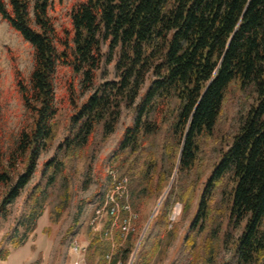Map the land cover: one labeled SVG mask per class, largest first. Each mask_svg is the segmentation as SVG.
Here are the masks:
<instances>
[{"label":"trees","instance_id":"16d2710c","mask_svg":"<svg viewBox=\"0 0 264 264\" xmlns=\"http://www.w3.org/2000/svg\"><path fill=\"white\" fill-rule=\"evenodd\" d=\"M50 8L51 0H0V18L32 48L27 77L13 65L24 108L15 131H7L0 100V216L31 182L40 154L55 151L11 247L25 243L55 189L49 219L58 220L71 198L73 161L88 159L114 132L124 106L135 116L110 165L127 177L135 231L113 247L93 233L87 262L106 264L110 251L109 264H127L149 204L172 177L133 264H150L174 240L168 214L176 200L191 217L173 264H264V0H79L59 30ZM103 43L116 52L115 78L94 87ZM65 69L68 109L55 144L62 103L55 81ZM224 249L230 255L220 260ZM8 254L0 249V260Z\"/></svg>","mask_w":264,"mask_h":264},{"label":"rangeland","instance_id":"374dc122","mask_svg":"<svg viewBox=\"0 0 264 264\" xmlns=\"http://www.w3.org/2000/svg\"><path fill=\"white\" fill-rule=\"evenodd\" d=\"M29 1L32 3L33 0ZM77 1L79 0H51L49 14L58 30L62 25L69 24L68 13L72 4ZM102 52L103 60L100 69L97 71L94 87L103 80L115 78L116 52H109L105 43L102 44ZM13 65L19 69L24 77H27L32 67V48L6 21L0 18V100L7 115L8 132L17 129L24 112V108L15 91ZM67 76L68 72L66 69L60 70L55 81L56 99L62 101L59 104V126L55 144L60 140L64 132L65 114L68 106L63 96L65 94L64 80ZM147 85L148 81H146L142 91L146 89ZM232 103H234V99H232ZM231 109L232 107L229 106L227 109L228 114H230ZM134 116L133 107L122 106L121 115L114 132L105 141L100 142L97 140L88 159L82 158L73 161L70 184L71 198L58 220L51 222L49 219L50 211L53 210L59 200L58 190L55 189L53 194L47 199L42 214L37 218L35 229L27 234L25 243L17 248H12L11 242L14 239L17 240L22 233V228L18 226V221L21 214L28 208V194L33 184L40 180L43 162L54 155V147L40 154L37 170L31 182L22 190L16 200L8 205V215L5 217L0 216V249H9V254L6 257L8 262L3 263L0 260V264H18V262H23L24 264H89L85 258V249L93 233L101 232L102 239L108 241L112 247L127 241L131 232L135 231L134 227L138 213L132 208L129 201L127 177L121 176L117 169L112 168L110 157L123 135L124 128L132 123ZM107 168L114 169L116 177L126 178L127 199L125 200L130 206V212L133 217L131 229L126 235L121 234L120 227L118 233L115 234V229L119 226L118 223L121 217L126 213L120 212V217L115 220L105 213L99 219L95 218V207L103 201L104 193L108 191L111 185V179L106 172ZM173 175H175V170ZM171 180L172 177L162 195L149 204L148 219L156 214ZM79 207H81V211L77 221L74 222L76 211ZM181 214L182 203L176 200L171 204L168 214L169 226H171L172 222L177 223L176 237L170 242L165 252L152 258L150 264H173L178 257L179 245L185 235L191 217L190 213L184 217ZM109 217L111 220L106 224ZM113 221H115V224H113ZM147 221L139 232L127 264H133L137 258L136 251L148 225ZM104 232H108L107 236L103 235ZM108 253L110 254L111 252L108 251L106 254ZM229 255V251L224 249L220 251L218 257L220 260H226ZM105 259L106 264H109L110 259L108 260L106 256ZM115 264H119V262Z\"/></svg>","mask_w":264,"mask_h":264},{"label":"built area","instance_id":"2783aa9c","mask_svg":"<svg viewBox=\"0 0 264 264\" xmlns=\"http://www.w3.org/2000/svg\"><path fill=\"white\" fill-rule=\"evenodd\" d=\"M107 175L111 179V185L108 191L104 193L103 201L95 207V218H100L104 213L114 220L120 217V212L126 213L121 217L118 225L122 235H126L131 229L132 213L130 212V206L126 202L127 199V186L125 177H116V171L112 168H107ZM115 224V221H113ZM108 232H104L103 235L107 236ZM110 259V254L105 255ZM115 264V263H114Z\"/></svg>","mask_w":264,"mask_h":264},{"label":"crops","instance_id":"0c3cea01","mask_svg":"<svg viewBox=\"0 0 264 264\" xmlns=\"http://www.w3.org/2000/svg\"><path fill=\"white\" fill-rule=\"evenodd\" d=\"M16 250H17V249H16ZM16 250H14V251H16ZM14 251H13V252H14ZM11 254H12V253H11ZM11 254H10V255H11ZM10 255H9V256H10ZM2 262H3V263H4V262H8V259H6V260H2ZM18 264H24V263H23V262H18Z\"/></svg>","mask_w":264,"mask_h":264},{"label":"water","instance_id":"95a60500","mask_svg":"<svg viewBox=\"0 0 264 264\" xmlns=\"http://www.w3.org/2000/svg\"><path fill=\"white\" fill-rule=\"evenodd\" d=\"M151 218V217H150ZM150 218L148 219V221L150 220ZM148 221H147V223H148ZM137 247V246H136ZM136 247H135V250H136Z\"/></svg>","mask_w":264,"mask_h":264}]
</instances>
